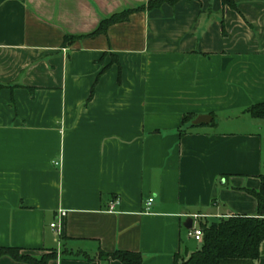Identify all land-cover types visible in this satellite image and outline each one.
Wrapping results in <instances>:
<instances>
[{
	"label": "crops",
	"instance_id": "0c3cea01",
	"mask_svg": "<svg viewBox=\"0 0 264 264\" xmlns=\"http://www.w3.org/2000/svg\"><path fill=\"white\" fill-rule=\"evenodd\" d=\"M148 1L0 0V247L173 264L191 227L255 216L264 118L246 109L264 103V0Z\"/></svg>",
	"mask_w": 264,
	"mask_h": 264
},
{
	"label": "trees",
	"instance_id": "16d2710c",
	"mask_svg": "<svg viewBox=\"0 0 264 264\" xmlns=\"http://www.w3.org/2000/svg\"><path fill=\"white\" fill-rule=\"evenodd\" d=\"M179 1L197 0H150L144 8L147 11L158 8L162 4L174 5ZM223 5L235 9L231 0H221ZM131 11H125L103 20L97 30L91 34L96 36L105 34L109 26L124 22ZM223 32V31H222ZM77 38L67 37L64 44H70ZM104 68L99 76L105 71ZM98 78V77H97ZM93 96V88L89 99ZM246 113L253 119L264 118V103L252 105L246 109ZM194 118L192 115H183L181 125ZM258 188L248 193L256 204L254 217L231 216L226 219H218L209 224L199 225L202 231V239L199 248L182 258L174 259L173 264H248L256 260L261 252L260 247L264 243V154L262 158L261 172L257 176ZM8 256L11 259L25 264H47L56 257L55 252L42 255L39 258L28 255L19 248L0 247V257ZM97 259L116 260L121 264H140L141 257L138 253L128 251H114L112 253L99 252Z\"/></svg>",
	"mask_w": 264,
	"mask_h": 264
},
{
	"label": "built area",
	"instance_id": "2783aa9c",
	"mask_svg": "<svg viewBox=\"0 0 264 264\" xmlns=\"http://www.w3.org/2000/svg\"><path fill=\"white\" fill-rule=\"evenodd\" d=\"M152 202L151 198L146 199L143 202L144 209L147 210ZM119 205V200L116 198L113 201H111L108 205L109 211H114L115 207ZM65 215L64 212H60V216L63 217ZM51 228L55 227V223L50 224ZM188 238H190L195 243H200L202 239V231L199 226L191 227L187 232Z\"/></svg>",
	"mask_w": 264,
	"mask_h": 264
},
{
	"label": "water",
	"instance_id": "95a60500",
	"mask_svg": "<svg viewBox=\"0 0 264 264\" xmlns=\"http://www.w3.org/2000/svg\"><path fill=\"white\" fill-rule=\"evenodd\" d=\"M209 121H210V117L208 115H198V116L194 117L190 121V125L191 126H198V125H201V124H206ZM190 224H191L190 219H186L184 221V223L182 224V227L184 229H189L190 228Z\"/></svg>",
	"mask_w": 264,
	"mask_h": 264
},
{
	"label": "rangeland",
	"instance_id": "374dc122",
	"mask_svg": "<svg viewBox=\"0 0 264 264\" xmlns=\"http://www.w3.org/2000/svg\"><path fill=\"white\" fill-rule=\"evenodd\" d=\"M199 246H200V243H196V248H195L194 242L189 241L186 247H187V250L189 252H193L195 249L199 248ZM248 264H250V263H248Z\"/></svg>",
	"mask_w": 264,
	"mask_h": 264
}]
</instances>
